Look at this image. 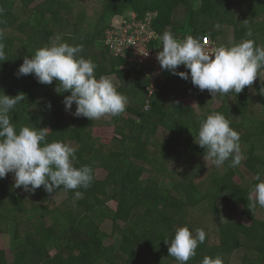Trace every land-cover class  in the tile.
<instances>
[{"label":"trees","instance_id":"16d2710c","mask_svg":"<svg viewBox=\"0 0 264 264\" xmlns=\"http://www.w3.org/2000/svg\"><path fill=\"white\" fill-rule=\"evenodd\" d=\"M38 1L0 0V43L6 59L0 61V95H24L9 112L16 129L49 128L46 141L75 147L74 166H90L94 178L87 189L61 186L53 193L43 186L34 192L14 188L12 173L0 179V234L9 231L12 241L11 260L0 248V264H178L165 241L183 226L193 234L198 228L206 233L187 264H202L205 257L231 264L239 249H244L241 264H264V220L252 236L235 218L242 208L245 217L256 220L262 208L252 207L247 198L260 182L258 172L264 181V111L251 116L248 107L260 99L264 68L251 87L214 97L193 86L190 78L165 70L159 91L149 98L144 68L130 66L105 45V32L127 4L139 18L156 13L153 27L159 36L167 30L178 40L192 36L203 42L210 37L217 46L253 39L264 47V0ZM57 36L60 42L83 46L79 55L96 65L97 78L119 80L117 90L127 97L123 113L92 121L77 117L75 103L65 110L63 99L70 92L56 91L58 81L42 84L33 74L17 75L25 57L50 46ZM152 46L162 48L160 40ZM177 71L189 70L180 65ZM188 98H198V107L185 104ZM213 112L241 126L245 159L236 167L230 166L231 158L219 168L210 161L207 165L205 149L195 142L199 122ZM98 126L114 127L109 144L93 135ZM164 178L172 188L162 187ZM75 191L83 192V198L77 199ZM56 193L64 196L60 205L53 199ZM110 202L117 203L116 210ZM107 222L115 236L111 244L103 228Z\"/></svg>","mask_w":264,"mask_h":264},{"label":"clouds","instance_id":"9594fccd","mask_svg":"<svg viewBox=\"0 0 264 264\" xmlns=\"http://www.w3.org/2000/svg\"><path fill=\"white\" fill-rule=\"evenodd\" d=\"M215 27L219 29L220 25ZM252 35L251 31L247 33L248 37ZM158 39L162 44L156 57L160 67L185 80L190 78L193 86L201 91L207 90L212 97L233 91L238 94L245 86L251 87L259 76V70L264 68V47L256 45L253 39L210 50L198 37L187 36L178 40L167 30ZM60 40V36H57L50 46L37 49L30 58L25 57L17 75L33 74L42 84L58 81L56 91L70 92L63 99L65 110L71 111L75 103L73 114L77 117L92 121L123 113L127 97L117 90L119 80L115 76L102 75L97 78L94 74L96 65L79 55L83 46ZM5 60L4 45L0 43V61ZM180 65L189 71H177ZM259 94L264 96V84ZM24 99L21 93L15 96L0 95V179L12 173L14 188L23 187L25 191L32 192L41 186L48 193L61 186L65 190L87 189L94 178L93 170L88 165L74 166L75 147L60 141L47 142V127L36 130L23 126L17 130L11 122L10 110ZM239 141V132L230 127V121L219 112H213L199 122L195 142L205 149L207 165L210 161L219 168L231 158L230 166H238L245 159ZM255 179L260 182L247 199L253 201L252 207L258 204L264 208L261 173L258 172ZM75 197L83 198V192L75 191ZM205 239L203 229L198 228L193 234L187 226L178 227L174 238L170 242L165 241L169 244L168 255L175 258L178 264H187ZM202 264H223V261L220 257H205Z\"/></svg>","mask_w":264,"mask_h":264},{"label":"built area","instance_id":"2783aa9c","mask_svg":"<svg viewBox=\"0 0 264 264\" xmlns=\"http://www.w3.org/2000/svg\"><path fill=\"white\" fill-rule=\"evenodd\" d=\"M127 17L116 15L111 22V28L105 32V45L114 56L125 58L130 66L143 67L145 75L150 81L147 88L149 98L159 91V84L164 81L165 69L160 67L157 60L159 51L156 46H152L158 41L159 34L153 27V21L157 14L149 12L143 18H139L137 13L129 11ZM180 37V40H183ZM131 43V44H130ZM209 50L217 47V44L210 37L203 40ZM148 53L147 55H144ZM151 100L146 101L145 109L148 110Z\"/></svg>","mask_w":264,"mask_h":264},{"label":"rangeland","instance_id":"374dc122","mask_svg":"<svg viewBox=\"0 0 264 264\" xmlns=\"http://www.w3.org/2000/svg\"><path fill=\"white\" fill-rule=\"evenodd\" d=\"M44 0H39L37 3H41L43 2ZM117 4H115L116 6ZM117 7L119 8V6L117 5ZM129 5H125L124 6V10L122 13H120L119 15L120 16H123V17H127L128 14L126 13H129V9L128 8ZM117 10V9H116ZM113 11H115V9H113ZM263 36H264V33H263ZM180 38V37H179ZM101 49V48H100ZM107 53V52H106ZM263 81H264V73H263ZM264 84V83H263ZM262 86V85H261ZM260 86V87H261ZM260 87L258 88V96H259V100L253 102L249 107H248V113L249 115L251 116H261L263 115V111H264V96L260 95L259 94V89ZM185 104L187 105H190L192 107H198L199 105V100L198 98H188L186 101H185ZM73 118V115L71 113H68L67 114V119H72ZM230 127H232L234 130L238 131L239 133L241 132V126L239 124H230ZM92 133L95 137L97 138H100L101 141L105 144H109L112 139L115 137V130H114V127H106V126H98V127H95L93 130H92ZM177 139L176 135L174 134V140ZM178 141V140H177ZM97 176L99 179H103L104 178V172L103 170H99L97 172ZM161 185L163 188H166V189H170L173 187L172 185V182L168 179V178H164L161 182ZM54 201H55V204L57 205H60L61 203H63L64 201V196L62 193H56L54 195ZM109 206L116 210L117 209V203L115 202H110L109 203ZM242 208L240 209L239 212H237L235 214V218L241 223V225L243 226V228L245 229V231H247L249 234H251L252 236H256L259 231H260V220H264V208H261L258 212V216H257V219L256 220H251L247 217H245L242 213ZM104 228V232L107 233V234H110L107 238V242L109 244L113 243L115 241V236H112V223L111 222H107L105 223V225L103 226ZM11 236L9 234V231L7 233H2L0 234V248H2L3 250H5L7 252V255H8V258L11 260L12 258V248H11ZM244 256V249H239L235 252L233 258H232V261H231V264H241L242 263V259ZM148 262H150L148 260Z\"/></svg>","mask_w":264,"mask_h":264}]
</instances>
